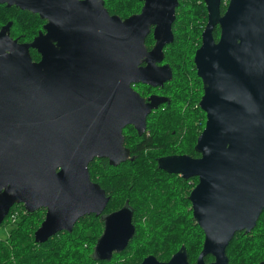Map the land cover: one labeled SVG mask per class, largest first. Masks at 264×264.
I'll return each instance as SVG.
<instances>
[{
    "label": "water",
    "instance_id": "water-1",
    "mask_svg": "<svg viewBox=\"0 0 264 264\" xmlns=\"http://www.w3.org/2000/svg\"><path fill=\"white\" fill-rule=\"evenodd\" d=\"M220 2L206 0L208 22L194 55L203 87L198 106L206 116L194 145L199 156L158 159V167L167 173L198 179L188 200L204 233L202 248L193 263L181 245L166 261L149 254L138 264H229L230 240L238 231H251L264 209V0H229L222 15ZM0 3L48 20L46 32L29 43L10 36L11 21L0 28V224L14 204H23L28 212L46 208L33 233L34 241L43 243L59 231L70 232L81 217L103 213L109 196L91 180L88 164L106 158L117 165L128 158L123 127L133 124L141 132L145 116L159 102L153 97L150 104L127 100L129 83L150 76L147 82L157 86L171 74L156 72L153 63L152 73L93 71L87 73L92 81L86 105L74 104L70 86L59 83L53 71L61 65L56 56L69 50L66 46L57 52L53 42H69L71 0ZM116 21V16L108 18L110 44L118 42ZM216 22L221 27L217 42L211 35ZM162 26L155 29L153 58L172 39L170 21L165 35ZM29 47L42 52L41 60L32 61ZM87 65L100 66L96 57ZM132 217L128 206L104 217L94 246L97 259L109 260L127 248L135 234ZM208 255L211 261L205 260Z\"/></svg>",
    "mask_w": 264,
    "mask_h": 264
},
{
    "label": "trees",
    "instance_id": "trees-1",
    "mask_svg": "<svg viewBox=\"0 0 264 264\" xmlns=\"http://www.w3.org/2000/svg\"><path fill=\"white\" fill-rule=\"evenodd\" d=\"M227 1L221 0V6ZM26 16L24 27L23 11L0 5V26L11 21L10 36H17L18 40H30L42 23L36 14ZM187 45L191 58L199 42ZM196 79L200 85V79ZM172 82L169 105L162 111L170 119L160 120L157 126L152 124V165L146 166L148 159L143 152L129 160L131 166L110 165L106 158L93 159L88 164L90 178L109 196L103 213L85 215L70 232L59 231L43 243H36L33 233L43 220L44 209L28 212L23 204H14L3 220V225L12 221L7 234L0 238V264H138L149 254L166 261L181 245L186 247L189 262L196 260L204 233L192 217L188 194L197 178L166 173L158 167V159L170 153L198 156L194 144L206 116L198 106L199 95L184 100L179 90L186 89L185 83L176 77ZM197 91L200 93V88ZM177 125L180 128L176 137ZM123 206L133 211L135 234L122 252L113 253L109 260H99L94 246L102 232L101 217ZM226 254L229 264L264 261V209L251 231L235 233ZM212 259L210 255L205 257L206 261Z\"/></svg>",
    "mask_w": 264,
    "mask_h": 264
},
{
    "label": "flooded vegetation",
    "instance_id": "flooded-vegetation-1",
    "mask_svg": "<svg viewBox=\"0 0 264 264\" xmlns=\"http://www.w3.org/2000/svg\"><path fill=\"white\" fill-rule=\"evenodd\" d=\"M227 4L221 6L220 2V15L225 12ZM0 5L7 7L6 3H0ZM8 7H15L23 11L21 23L22 26L27 24L26 15L31 13L29 10H21L14 5ZM208 14L206 0H176L175 4L170 1L162 4L156 0H95L90 2L87 0H71L70 34L65 37L69 42H53L57 52L66 46L69 47V50L65 54L56 56L57 62L61 65L56 66L53 71L58 74L59 83H65L70 86L69 93L74 104L86 105V100L90 95L89 82L91 83L92 81V75L87 73H92L93 71L108 72L112 70L130 74L152 73L153 63L156 72L171 74L170 80L157 86L147 82L148 80L152 81L150 76H144L145 81L139 79L132 80L129 83L131 91L127 93V100L135 103L137 98H139L145 104H150L153 97L158 99L159 102L157 107L153 110L151 108L145 116V125L141 132L133 124H127L123 127L124 146L129 150V156L125 161L117 165L131 166L132 163L129 160L136 153L142 152L144 157L148 159L146 166L152 165V124L157 126L160 125L158 123L160 120L170 119V115L162 113V111L167 110L166 108L169 105V98L171 97L169 87L174 84L172 81L175 77L185 83L184 87L186 89L180 88L179 90V95L184 100H191L196 95H199L200 100L203 94V87L202 80L197 75L194 55L202 43L203 32L208 22ZM36 15L42 23L37 33L30 40H18L17 36L11 37L16 38L18 42L29 43L39 32L44 34L46 32L44 25L48 20L40 17L39 14ZM110 16H116L117 18V44H110L108 39V18ZM169 21L172 39L169 42H165L161 51L155 53L153 58L152 49L156 44L155 29L160 24H163L161 30L163 35H165L166 24ZM142 32H144L143 36ZM220 33V23L216 22L211 29V35L215 42L219 40ZM187 42H199L191 58ZM29 53L32 61H39L43 56L42 52L34 47H29ZM94 57H96V62L100 66L87 65L92 62ZM110 63H117L119 66L110 67ZM196 77L200 79V85H198ZM198 88H200V93L197 91ZM120 100H124V97L120 96ZM177 127V133L174 135L176 137L179 135L180 126L177 125ZM173 154L179 153H170L168 155ZM174 175L181 177L179 174ZM40 209H44L45 217L46 208ZM107 214L101 217L102 231L104 229V217Z\"/></svg>",
    "mask_w": 264,
    "mask_h": 264
},
{
    "label": "rangeland",
    "instance_id": "rangeland-1",
    "mask_svg": "<svg viewBox=\"0 0 264 264\" xmlns=\"http://www.w3.org/2000/svg\"><path fill=\"white\" fill-rule=\"evenodd\" d=\"M2 24V23H1ZM1 27V26H0ZM10 221V220H9ZM12 221V220H11ZM10 221V222H11ZM8 222L3 225L4 221L0 224V238H2L5 234H7L8 228L10 227L11 223Z\"/></svg>",
    "mask_w": 264,
    "mask_h": 264
}]
</instances>
